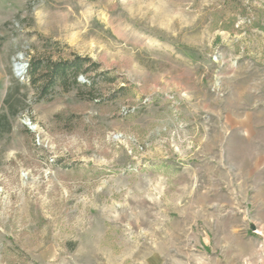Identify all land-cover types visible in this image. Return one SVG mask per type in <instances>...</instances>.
Listing matches in <instances>:
<instances>
[{
    "label": "rangeland",
    "instance_id": "rangeland-1",
    "mask_svg": "<svg viewBox=\"0 0 264 264\" xmlns=\"http://www.w3.org/2000/svg\"><path fill=\"white\" fill-rule=\"evenodd\" d=\"M19 53L97 67L38 99ZM11 104L0 264H264V0H0Z\"/></svg>",
    "mask_w": 264,
    "mask_h": 264
},
{
    "label": "trees",
    "instance_id": "trees-1",
    "mask_svg": "<svg viewBox=\"0 0 264 264\" xmlns=\"http://www.w3.org/2000/svg\"><path fill=\"white\" fill-rule=\"evenodd\" d=\"M90 62V67H86L84 64ZM97 64L92 62L87 57L75 56L72 60H52L51 57H38L32 58L27 67V75L29 77L30 84L35 87L38 99L51 94L57 84H61L65 89L69 88V84H78L77 76L80 73H88L95 69ZM103 76L101 80L112 81V77L108 75ZM72 80V81H71ZM71 81V82H69ZM99 81V80H98ZM96 83L95 78H91V86ZM16 90H19L17 85ZM16 101H19L16 99ZM5 103H9V98H4ZM23 103L20 101V106ZM16 104L9 105L8 112L0 113V122L9 129V116H13L17 113L19 107Z\"/></svg>",
    "mask_w": 264,
    "mask_h": 264
},
{
    "label": "bare ground",
    "instance_id": "bare-ground-1",
    "mask_svg": "<svg viewBox=\"0 0 264 264\" xmlns=\"http://www.w3.org/2000/svg\"><path fill=\"white\" fill-rule=\"evenodd\" d=\"M23 56L21 54H18L14 61V74L18 75L19 77L22 75V69L23 67L20 66V63H23Z\"/></svg>",
    "mask_w": 264,
    "mask_h": 264
},
{
    "label": "water",
    "instance_id": "water-1",
    "mask_svg": "<svg viewBox=\"0 0 264 264\" xmlns=\"http://www.w3.org/2000/svg\"><path fill=\"white\" fill-rule=\"evenodd\" d=\"M19 54L22 55V53H19ZM13 65H14V64H13ZM20 66L23 67V69H22L21 72H22V74H24V73L26 72V70H27V66H28V64L25 63V62H23V63H20ZM22 123L25 124V125H27L30 129H34V125H32V124L30 123V121H29L28 118L23 119V120H22Z\"/></svg>",
    "mask_w": 264,
    "mask_h": 264
}]
</instances>
